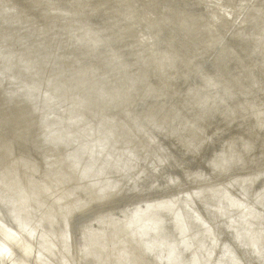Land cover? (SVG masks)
<instances>
[{
	"label": "bare ground",
	"instance_id": "6f19581e",
	"mask_svg": "<svg viewBox=\"0 0 264 264\" xmlns=\"http://www.w3.org/2000/svg\"><path fill=\"white\" fill-rule=\"evenodd\" d=\"M0 77L26 93L11 113L84 155L13 147L9 264H264V0H0ZM74 211L95 216L77 243Z\"/></svg>",
	"mask_w": 264,
	"mask_h": 264
},
{
	"label": "water",
	"instance_id": "95a60500",
	"mask_svg": "<svg viewBox=\"0 0 264 264\" xmlns=\"http://www.w3.org/2000/svg\"><path fill=\"white\" fill-rule=\"evenodd\" d=\"M200 9L201 7L198 6V10ZM102 19H103L102 16L96 14L93 18H88L86 21L88 23H96L100 26H104V24L100 23L103 21ZM12 29L14 31L16 27L12 26ZM20 30H23V29H20ZM23 31H24L23 33L24 35L26 31L25 30ZM16 34L18 33L13 32L12 35L15 36ZM58 47L59 45L57 44V46H54V48L52 47V50H57L59 49ZM109 47H112V46H109ZM117 47L119 46L117 45ZM60 51L61 50L59 49L58 53L56 54L52 53V55H49V56L51 57L52 60L53 59L55 60V58L59 57ZM128 58L129 57L127 55V60ZM260 58L261 57H258L259 60ZM121 60L123 61V58H121ZM100 61L101 60L97 59L96 56H94L92 58V62L90 63L93 64L95 62H100ZM203 62L206 64L202 66L203 68H211V62H210L209 57L203 58ZM119 63L121 65L120 61ZM101 65H102V68L100 69L101 70L100 72L104 73L103 75H106V71L104 70H109V69L105 67L104 64H101ZM94 77H96V75H94ZM94 77L92 76V79ZM193 81L196 82L195 79ZM16 96L23 97V96H26V93H24V95L21 94L20 91L16 93V89L14 88V86L9 84L7 79L0 77V167L1 168L9 167V163H10V167L16 166L19 169L18 173H20V176L22 178L27 176L25 171L21 169L19 165H13L12 161H10L11 160V150L13 149V147L17 150V152H19L20 155L24 156L25 158L35 163L42 162V158H44L45 153H47L48 151H51V149L55 147H59L66 154L73 157L75 159V162L77 163H78V160H81L82 158H84V155L82 154L83 151L81 149L76 148L73 138L67 139L65 135H59L60 133L57 134V133L50 132L46 126L47 123H45L43 128L39 124L37 126L34 125L36 120L39 119V116L35 119H31L33 121V124H31L28 118H24L23 116L20 117L16 115L15 113H11V110L6 107V101H12L13 98H17ZM44 119L47 120V118H44ZM216 120L219 121V117H217ZM213 121L215 120L213 119ZM22 124L25 125L26 127H24ZM55 144H57L58 146H56ZM215 147L216 146H213L211 150L207 149L205 151V153H207V156L210 153H213L212 150L215 149ZM173 151L177 154L179 153L180 154L179 157H184V155L182 154L183 152H180L177 149H174ZM203 156H204V153H203ZM204 160H205L204 157H202V159L200 158L185 159L187 163H184V165H187V167H190V168H196L197 170L204 171L206 169L205 164L203 162ZM263 165H264V159H263ZM178 168H179L178 165L176 166L167 165L166 166V169L169 172H173V171L180 172ZM161 175L162 174H159L157 176V173L155 171H151V172L149 171V177H146V179H143L144 180L143 182L140 181V184L142 182L141 187L142 188L148 187L149 184L154 179L162 181L163 176ZM258 181H260V179ZM122 199H126V198L115 200V204L112 209L120 210L121 207L125 206L127 204V201L124 202V200ZM5 200H6V196H5ZM5 200L4 201L1 200V191H0V222H2L4 225L8 224L12 228H17L18 224L13 218L11 207L9 204L5 202ZM117 203L118 205L116 206ZM73 217L74 218L72 219L71 226H70L71 240H72V243H77L79 242V240H82L81 234L87 229L88 226H91L90 222L91 220L94 219L95 216L93 213L81 214L79 211H74ZM93 222H94L93 223L94 225H97L96 221H93ZM167 228L170 229L169 227ZM12 247L14 249L15 255H17V257L20 258L19 253L21 254V251L19 247L15 243L12 244ZM15 255H12L11 257H14ZM9 263H11L9 258L7 259L5 257L1 258V255H0V264H9Z\"/></svg>",
	"mask_w": 264,
	"mask_h": 264
}]
</instances>
